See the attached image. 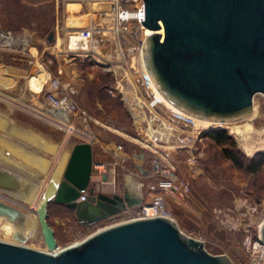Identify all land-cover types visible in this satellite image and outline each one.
I'll list each match as a JSON object with an SVG mask.
<instances>
[{
    "label": "rangeland",
    "instance_id": "1",
    "mask_svg": "<svg viewBox=\"0 0 264 264\" xmlns=\"http://www.w3.org/2000/svg\"><path fill=\"white\" fill-rule=\"evenodd\" d=\"M91 10L89 5L76 0H0L2 29L14 33L24 31L35 40L46 39L55 32H59L62 37L61 31H65V36H87L99 41L92 50L88 47L86 51H75L77 54L73 64L82 73V82L72 94V100L85 113V120L68 122L67 126L75 130L72 133H67L66 128L56 123L45 109L44 95L57 77H46L41 69V73L36 72L45 60L41 64L27 58L37 44L31 45L24 53L0 51L1 63L16 61L18 66L28 70V75L18 76L17 81L14 76L0 77V170L14 174L24 183H33L36 189L31 190L30 197L36 192L41 193L55 172L56 177L61 179L72 146L83 142L87 134L94 138L93 163L109 164L105 177H100L98 169L92 171L90 187L106 195H122L126 187L133 188L143 195V202H148L155 193L150 190L155 181L148 176L151 175L153 156L148 150L142 149L145 124L137 118L140 114L138 111H142L146 117L148 112L142 104H139L141 108L138 107L139 102L125 88L124 83L128 80L120 72L116 58V42L111 32L112 19L109 16L100 17L95 10ZM134 29L132 32L135 36L130 35L127 49L131 66L127 78L130 81L141 70L137 63L139 44L135 38L141 41L148 35L146 30ZM89 31H93L92 36ZM53 63L49 68L56 76L60 70L54 60ZM105 64H110L114 71L107 72ZM141 93L138 98L146 103L148 95L143 91ZM31 108L38 110L36 114ZM225 123L221 126H204L196 122V125L208 130L220 127V130L226 131L234 143V150L243 158L251 159L258 155L264 158V97L261 94L254 96L251 114L228 121L240 127V135L231 132L230 125ZM191 144L186 141L185 148L179 150L176 156V163L173 162L177 168L175 173L188 184V192L183 197L167 195L172 219L175 222L177 220L172 211L175 206H170L169 198L177 201L179 205L176 209L180 213L201 216L212 226L210 230L199 224L185 228L176 222L185 235L202 241L205 250L212 255H226L232 264H247L245 242L249 237L254 238L264 219V166L258 174H248L225 159L220 148L206 137L203 136L190 147ZM116 146L123 148L126 160L112 165ZM140 154L143 159L139 158ZM191 157L196 159L193 164L188 163ZM165 158L173 161L171 156ZM137 166H141L148 175L140 174ZM10 194L0 189V202L20 210L26 218L37 222L34 214L36 210H31L33 205ZM1 220L0 242L47 252L38 225L33 231L27 230V237L20 235L21 239H16L5 233L2 228L5 221ZM48 223L61 249L80 242L109 225L110 221L81 226L73 213L51 203ZM21 232L26 234L25 231Z\"/></svg>",
    "mask_w": 264,
    "mask_h": 264
},
{
    "label": "water",
    "instance_id": "2",
    "mask_svg": "<svg viewBox=\"0 0 264 264\" xmlns=\"http://www.w3.org/2000/svg\"><path fill=\"white\" fill-rule=\"evenodd\" d=\"M142 3L141 25L149 31L141 44L143 63L164 99L192 117L213 122L251 114L254 96L264 97V0ZM52 40L50 33L47 41ZM92 167V145H73L61 179L49 180L35 211L47 252L0 242V264H232L226 255L208 253L202 241L185 235L165 216L113 223L59 249L48 223L51 203L67 208L81 226L108 221L143 203L133 188L122 195L97 192L90 187ZM137 169L146 174L141 166ZM32 188L0 171V189L20 193ZM0 217L24 219L20 210L3 202ZM258 236L264 246V220Z\"/></svg>",
    "mask_w": 264,
    "mask_h": 264
},
{
    "label": "built area",
    "instance_id": "3",
    "mask_svg": "<svg viewBox=\"0 0 264 264\" xmlns=\"http://www.w3.org/2000/svg\"><path fill=\"white\" fill-rule=\"evenodd\" d=\"M76 1L81 4L89 5V7L92 10H95L96 14H99L100 17L109 16L112 19L111 32L113 39L116 42V58L119 61L120 72H122L124 77L128 80V82L125 81L124 83L125 88L130 91L132 97L136 98V102H139L138 107L141 108L139 104H142L148 112V117H146L142 111H138L140 114H138L137 118L140 123L144 122L145 124V132L142 137V149L144 148L148 150L149 154L153 156L150 168L151 175H148V172H146L145 176L148 175L150 178L154 179L155 183L150 190L155 191V193L151 195L148 202H143L140 207L127 209L108 221H110V224H113L121 221L152 216H165L172 219L171 212L167 206V195L182 196L188 192V184L186 181L175 173V169L177 168L173 162L175 161L176 163V156L179 150L185 148L184 144L186 141L192 143L190 145L191 147L195 141L201 140V138L210 130H220V127H215L210 130L206 127L205 129L199 128L194 119H188L185 116L176 114L166 107L161 98L162 95L157 91L152 79L145 69L141 52L143 38L141 41L135 38V41L139 44V59L137 63L138 66L140 65L141 70L139 74L132 77L131 81L127 78V73L131 72V66L129 64L130 56L127 55V49H129L128 46L130 43L129 38L130 35L135 36L132 29L135 27V31L145 30L140 21L143 20L142 0ZM89 32L91 34L90 36H92L93 31ZM65 37V45L64 47L62 46L61 51L71 57L76 56L77 53L75 51H86L88 50V47L90 50L94 49L95 45L99 42L96 39H92V37L88 38L87 36H84L86 39V48H72L70 47V36ZM37 42L46 43V39L35 40L27 32L23 31L22 33H14L0 27V51L12 53L19 51L24 53L31 45ZM131 49H133V47ZM105 66L107 67V72L114 71L110 64H105ZM81 82V76H77L76 81L70 85H63L57 79L52 80L51 89L44 95V104L46 105L45 109L47 113L55 119L56 123L60 124V119L66 120L67 123L70 121L75 123L85 120V113L72 100V94L77 87H79ZM142 91L148 95L149 99L146 103L141 102L138 98L142 95ZM41 116L51 119L45 114H42ZM211 125L221 126L222 123L215 122L211 123ZM73 131H75L74 128ZM85 137V139L83 138V142L90 143L93 149L94 138L92 136ZM122 150L123 148L121 146H116L113 149L114 159L112 165L124 163L126 157H124ZM168 156L172 157V162L165 158ZM195 160L194 157H191L188 159V163L193 164ZM108 165L109 164L106 163H93L92 171L98 169L100 177H105V175H107L106 166ZM119 217L122 219L118 220ZM261 223L258 226L254 238L249 237L245 242L244 246L248 259L247 264H264V246L260 243L258 236ZM245 232L248 233L249 231L246 230Z\"/></svg>",
    "mask_w": 264,
    "mask_h": 264
},
{
    "label": "crops",
    "instance_id": "4",
    "mask_svg": "<svg viewBox=\"0 0 264 264\" xmlns=\"http://www.w3.org/2000/svg\"><path fill=\"white\" fill-rule=\"evenodd\" d=\"M62 37H60L59 32H55L53 34V40L51 42L47 41L46 38V43L42 42H37L35 50H31L28 53V59L31 60L33 59V62L35 63H43V60H45L44 64L41 65V67L37 68L36 72H38L40 69L42 72L46 73V77H57L59 82L63 85L66 84H73L76 81V77L80 76L82 73L78 70V68L75 66L74 67V57H71L70 55L62 52V46L64 47L65 45V31H61ZM44 55L46 56L44 58ZM44 58V59H43ZM53 60L56 66H58L60 73L57 74L56 76L51 73L49 66L53 63ZM39 71V73H41ZM22 74L28 75V70L23 69L21 66H18L16 61H11L8 64H3L0 62V77L2 76H14L16 78L15 81L18 80V76H21ZM37 74V73H36ZM42 79L43 77L40 76ZM46 79V78H45ZM18 84V83H17ZM39 113V112H38ZM128 188V187H126ZM141 194V193H140ZM142 198L144 200V197L142 195ZM169 200L170 206H175L173 211V214L175 215L176 222H179L185 227V228H190L191 225L194 224H199L203 225V227H207L212 229L211 225L209 223H206V220L201 217V216H196L193 214H183L180 213L177 209L176 206L179 205L177 201L175 200ZM179 207V206H178Z\"/></svg>",
    "mask_w": 264,
    "mask_h": 264
},
{
    "label": "bare ground",
    "instance_id": "5",
    "mask_svg": "<svg viewBox=\"0 0 264 264\" xmlns=\"http://www.w3.org/2000/svg\"><path fill=\"white\" fill-rule=\"evenodd\" d=\"M147 31V30H146ZM147 33L149 34V31H147ZM69 41H70V47H72V48H80V49H85L86 48V40H85V37L84 36H77V35H73V36H70V38H69ZM95 55V54H94ZM95 57H98V56H96L95 55ZM99 59V58H98ZM128 82V81H127ZM161 96V95H160ZM161 98L163 99V101H164V103H165V105H166V107L169 109V110H171L172 112H174V113H176V114H179V115H182V116H185V117H187L188 119H194V121L195 122H198V123H201L202 125H211V123H214L213 121H208V120H204V119H201V118H196V117H192L191 115H188V114H186V113H184V112H182L180 109H178V108H176L175 106H173V105H171L170 103H168L165 99H164V97H162L161 96ZM18 104V103H17ZM29 107H31V106H29ZM31 110L35 113L36 111H38V110H36L35 108H31ZM255 111H253V113H254ZM36 114V113H35ZM189 116V117H188ZM60 125L61 126H63V127H65L66 128V131H67V133H72L73 132V127L72 126H68L67 127V121L66 120H64V119H60ZM216 123H219V122H216ZM223 124V123H222ZM225 124H228V125H230V130H231V132H233V133H235V134H239L240 135V132H239V128L240 127H235L234 126V124L235 123H228V122H226ZM208 127V126H207ZM64 130V129H63ZM244 130V129H243ZM246 130L247 131H249L250 129L249 128H246ZM244 133V132H243ZM243 133H241V134H243ZM83 134V133H82ZM85 136H89V135H85ZM247 138V137H246ZM245 139V138H244ZM244 146H246V145H244ZM249 147V149H250V146H248ZM245 149V148H244ZM252 149V148H251ZM246 150H248V148L246 149ZM254 150V149H253ZM248 153V152H247ZM253 153V152H252ZM0 171H2V170H0ZM58 173V172H57ZM55 175V176H54ZM56 172L53 174V177H56ZM17 177V176H16ZM56 178H58V177H56ZM18 179V178H17ZM19 181H21V180H19ZM24 183V182H23ZM26 184H28V183H26ZM33 185L34 186V188H32L31 190H34L35 191V189H36V187H35V185L33 184V183H29L28 185ZM31 190L30 191H22V192H9V194L11 193V194H13L12 196H17V197H21V199H22V201L23 202H25V203H30V205H33V208L31 209L32 211L33 210H36V208H37V205H38V203H39V201H40V199H41V196H42V193H43V191L41 192V193H34L31 197H30V194H31ZM5 191V190H4ZM5 192H7V191H5ZM8 193V192H7ZM10 194V195H11ZM35 215H36V212L34 213ZM24 215V214H23ZM24 219L21 221V222H19V221H17V222H15V221H10V220H8V219H6L5 217H0V220L1 219H3V221H5V222H3L4 224L2 225V228H3V230L5 231V233L8 235H13L14 237H20V235L23 237H25L26 235L28 236V233H27V230H32L33 228H35L36 227V225H37V222L35 221V220H32V219H30V218H26V216L24 215ZM2 221V220H1ZM37 228V227H36ZM18 230V231H17ZM21 231H25L26 232V234H22V232ZM33 231V230H32ZM26 236V237H27ZM21 239V238H20Z\"/></svg>",
    "mask_w": 264,
    "mask_h": 264
},
{
    "label": "trees",
    "instance_id": "6",
    "mask_svg": "<svg viewBox=\"0 0 264 264\" xmlns=\"http://www.w3.org/2000/svg\"><path fill=\"white\" fill-rule=\"evenodd\" d=\"M204 137L220 148L221 154L225 159L229 160L236 168L241 169L248 174H258L264 166V158L262 156L258 155L257 157L251 159H246L240 156L239 153L234 150V143L230 140L226 131H211L205 134Z\"/></svg>",
    "mask_w": 264,
    "mask_h": 264
}]
</instances>
